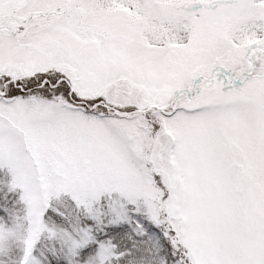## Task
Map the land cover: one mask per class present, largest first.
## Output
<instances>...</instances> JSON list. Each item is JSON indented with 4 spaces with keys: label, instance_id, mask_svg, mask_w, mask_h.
<instances>
[{
    "label": "snow or ice",
    "instance_id": "6c2138e0",
    "mask_svg": "<svg viewBox=\"0 0 264 264\" xmlns=\"http://www.w3.org/2000/svg\"><path fill=\"white\" fill-rule=\"evenodd\" d=\"M0 264H264V0H0Z\"/></svg>",
    "mask_w": 264,
    "mask_h": 264
}]
</instances>
